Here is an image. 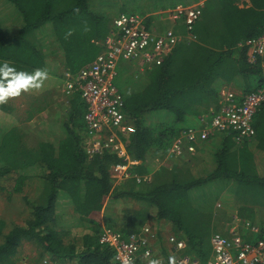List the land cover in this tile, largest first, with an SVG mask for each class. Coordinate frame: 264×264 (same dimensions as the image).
I'll return each instance as SVG.
<instances>
[{
	"label": "trees",
	"instance_id": "1",
	"mask_svg": "<svg viewBox=\"0 0 264 264\" xmlns=\"http://www.w3.org/2000/svg\"><path fill=\"white\" fill-rule=\"evenodd\" d=\"M10 1L21 13L23 24L14 33L7 27L6 30L0 20V65L7 61L18 71L47 69L45 89L42 86L25 93L44 94L41 100L31 97V106L53 103V116L61 121L62 135L59 140H41L29 146L23 140L25 133L17 126L19 118L13 116L16 108L10 98L0 104V196H7L8 210L14 209L13 197L24 192L29 176L23 171L29 166L43 168L44 182V192L37 199L24 197L30 215L24 225L15 224L5 234L7 222L0 216V264H18L16 255L22 244L34 241L43 253L33 264H40L46 254L56 264H65L67 260H76L78 264H114V248L100 242L104 227L129 238L140 233L152 217L172 225L166 240L156 227L149 225L155 232L152 240L156 256H162L166 264L170 254H189L205 262L213 254L211 236L221 230L214 227L211 214L193 205L190 191L221 179L242 181L253 189L257 198L244 201L230 221L236 220V228L247 241L262 235L264 209L256 207L264 206V104L254 117L251 135L242 136L233 128L215 130L208 138L190 140L183 135L190 128L204 126L203 114L210 112L211 103L219 102L221 87L230 83L234 75L250 80L245 83V93L264 88L261 58L251 62L247 46L241 45L263 34L264 0H205L196 23V39L181 40L160 65L146 69L142 89L125 95L123 111L136 129L126 140V151L138 163L129 168L134 177L121 190L115 187L111 168L126 163L125 155L89 152L88 102L82 91L67 93L63 86L64 97L57 99L54 89L63 84L65 71L77 73L98 56L119 14L145 15L155 12L152 10L174 9L179 4L191 5L197 0ZM153 15L145 19L147 27L153 23ZM152 111L170 117L165 111L171 112L174 119L153 127L146 123ZM35 114L30 112L27 119ZM177 140L183 147L177 158L182 159L174 162L172 168L164 167L151 180L138 181L137 176L149 172L151 153L155 158L164 156ZM112 194L116 199L125 198L131 206H125L126 203L118 218L103 222L104 202ZM63 198L73 206L80 226L89 229L70 242L66 238L71 239V230L59 226L55 214L56 202ZM172 235L176 240H184L186 248L176 250L170 241ZM144 261L147 260L137 259L139 264Z\"/></svg>",
	"mask_w": 264,
	"mask_h": 264
},
{
	"label": "built area",
	"instance_id": "2",
	"mask_svg": "<svg viewBox=\"0 0 264 264\" xmlns=\"http://www.w3.org/2000/svg\"><path fill=\"white\" fill-rule=\"evenodd\" d=\"M203 7V3L179 4L174 9L162 10L155 15H160L162 21L171 20L173 23L182 19L188 29L193 30L203 13ZM146 18L149 19L148 13L119 14L113 21L110 33L103 40V50L98 56L77 73L64 72L65 91L73 93L80 89L88 102V146L91 153L116 152L121 156L125 155L126 160L130 159L124 137H129L136 129L123 111L125 95L115 83L119 65L122 61L136 60L149 63L150 66L161 64L180 40L171 26L163 29H157L154 25L147 27ZM243 45L247 46L251 61L255 62L259 57L264 58V32L257 38L246 40ZM144 68L143 66L142 69ZM223 92L218 109L203 114L204 126L190 128L183 136L190 140L198 137L208 138L215 130L228 128L241 132L242 136L254 133L253 120L264 104V88L243 95L226 90ZM189 148L194 149L192 145ZM182 150L181 141L177 140L169 155L178 156ZM127 164L119 163L113 167L116 175L123 181L134 177L129 169L127 171ZM113 177L116 178L114 175ZM137 179L141 181L142 176H137ZM236 227H232L229 230L230 235L227 236L221 233L214 234L213 254L205 262L189 254H182L175 257V264H264V227L262 235L252 242L245 240ZM255 230L258 232L259 228L256 227ZM153 238L155 232L150 226H144L140 233L132 234L129 238L123 237L120 232L110 227H104L100 234V242L109 244L115 250L114 264H124V261L129 259L133 264H139L138 258L147 260L142 264H149L153 257L164 264L162 262L164 258L155 254ZM170 241L174 243L176 250L187 246L184 240H176L174 235L170 236ZM40 264L56 263L45 258Z\"/></svg>",
	"mask_w": 264,
	"mask_h": 264
},
{
	"label": "rangeland",
	"instance_id": "3",
	"mask_svg": "<svg viewBox=\"0 0 264 264\" xmlns=\"http://www.w3.org/2000/svg\"><path fill=\"white\" fill-rule=\"evenodd\" d=\"M118 1V0H116ZM161 0H158L160 2ZM203 0L194 1L192 4L196 3H205L199 2ZM191 4V5H192ZM243 5V3H241ZM185 5V4H183ZM190 5V4H189ZM164 10V9H163ZM166 10V9H165ZM157 11V10H152ZM206 17H208L206 15ZM0 20L2 21L4 28H7L14 33L17 29H19L23 24V18L15 4H13L10 0H0ZM154 25L157 29H163L166 26H171L172 23H169L168 20H161V16L154 17ZM197 23V22H196ZM196 23L194 25L193 30H189L187 25L185 24L184 20H179V23L175 26L176 31L181 40H189V38H195V29ZM175 25V24H174ZM7 27V28H6ZM257 38V37H256ZM192 39V40H194ZM253 39V38H252ZM249 55V54H248ZM134 64L124 66H119L118 75L116 77L115 83L120 89L122 93L125 95L130 92H136L144 87V80L146 79V71L145 68H150L149 63H142L139 60L133 61ZM145 67L142 69V67ZM56 73H61L57 72ZM246 77L236 74L233 76V80L230 83L224 84L219 92L220 99L222 98V94H224V90H228L231 92H235V88L241 83H248L250 80H245ZM45 83L46 80H45ZM253 83V81L251 82ZM238 84V85H234ZM46 85L43 84L42 89H45ZM226 87V88H225ZM225 88V89H224ZM57 92V99H61L64 97V90L63 84H60L58 87L54 89ZM36 92H21V95L18 97H10L11 103L15 106L16 112L13 114L14 118H19L17 122L19 123L17 126L22 128V131L25 133V138L23 136V140H25L29 146H35L41 140H59L61 138L62 133V125L61 121L58 118H54L53 116V106L52 102H41L36 103L34 105H30L29 100L32 98H39L40 100L43 97V93L39 92L38 95ZM55 98V97H53ZM39 100V101H40ZM220 101V100H219ZM219 103V102H218ZM217 103V104H218ZM46 104V108L44 107ZM215 103H211L208 107L210 108L211 112H213ZM219 105V104H218ZM40 107H44V110H39ZM30 112H35L36 114L31 118L27 119ZM165 113H169L171 117L174 119V115L171 112L165 111ZM149 116H147V124L149 123L151 126L155 127V124H159L160 122L164 121L167 123L170 121V116L168 114H162L161 111H152L149 112ZM12 116V117H13ZM171 118V120H172ZM150 119V120H149ZM108 134V132H107ZM105 134V135H107ZM130 137V136H129ZM128 137H124L125 143ZM151 158H148V167L149 172L148 174H143V179L149 178L150 180L155 177V175L161 171L165 170L166 167L172 168L173 162L182 158H177L178 156H170L169 152H167L164 156H158L155 158V154L151 153ZM130 159H127L128 167L134 165V163H138L137 160H133L129 155ZM124 163V164H126ZM115 166V165H114ZM112 166V174L116 177L115 179V187L116 189L120 187V182L123 181L119 175L113 170ZM165 167V168H164ZM42 167L39 166H29L23 172L28 175V179L26 180L24 192L18 197H13L12 202L14 203V209L11 211L8 210L9 203H7V196H0V216H2L6 222L7 226L4 230L6 234L15 224L24 225L26 220L29 218V210L28 206L26 205V201L24 199L25 196L30 197L31 199H37L39 195L44 192V182L42 181ZM130 179L126 180L127 182ZM8 184H10L8 182ZM119 184V185H118ZM251 188L247 185L243 184L242 181L238 180H212L202 185L194 187L190 193V197L193 201V205L200 207L204 211H207L211 214L214 227L220 229L221 233H227L229 229L236 226V220H231L232 215L237 212L238 208L241 210L244 201H250V198H257V196L252 193ZM114 200V199H113ZM113 200L107 204L105 207V215L107 216L106 219L111 220L112 218H116V215L113 208ZM69 200H65V198L60 199L56 202L55 206V214L58 218V225L61 227L66 228L67 230H71V239L68 240L66 238V242L72 241L73 238H81L83 234L89 232V229L86 228L85 225L80 226V220L78 215L74 213L73 206L68 203ZM115 202V200H114ZM127 202L123 199L121 201L120 209L123 207ZM131 206V204L127 203L125 206ZM116 206V203H115ZM256 208L264 209V206H257ZM154 212V211H153ZM3 213V214H2ZM223 231V232H222ZM3 240V238H2ZM212 241V236L210 242ZM156 247H159V244H156ZM42 247L37 242H24L22 247L19 249L16 258L18 260V264H33L38 261L39 258L42 257ZM46 258L50 259V255L46 254ZM45 256V255H44ZM170 257H174L170 254ZM169 257V259H170ZM45 258V257H44ZM163 262V261H162ZM38 264V263H37ZM65 264H78L76 260H67Z\"/></svg>",
	"mask_w": 264,
	"mask_h": 264
},
{
	"label": "clouds",
	"instance_id": "4",
	"mask_svg": "<svg viewBox=\"0 0 264 264\" xmlns=\"http://www.w3.org/2000/svg\"><path fill=\"white\" fill-rule=\"evenodd\" d=\"M199 2H204V0L199 1ZM159 11H162V10H158V12ZM153 16H155V15H153ZM177 34H178V32H177ZM189 39L192 40L194 38H192V39L189 38ZM180 41H181V39L179 40V42ZM243 44H241V45H243ZM247 54H248V51H247ZM259 58H261V57H259ZM248 59H249V57H248ZM261 60H262V65H263L264 58H261ZM251 62H253V61H251ZM255 62H257V61H255ZM158 65H160V64H158ZM263 67H264V65H263ZM145 71H146V68H145ZM47 78H48L47 69L36 68L31 72L26 71V70H19L18 71L15 66H11L9 64V62L5 61L2 65H0V104L7 103L8 99L10 97L20 96L22 91L27 92V91L33 90V89H40L43 86V83ZM226 91H228V90H226ZM236 94H238V93H236ZM129 122L132 123V121L130 119H129ZM111 172H112V169H111ZM221 234L226 235V233H221ZM124 264H133V261H131L130 259L125 260ZM149 264H161V261L158 259H152L149 261ZM169 264H175V258L174 257H170Z\"/></svg>",
	"mask_w": 264,
	"mask_h": 264
},
{
	"label": "crops",
	"instance_id": "5",
	"mask_svg": "<svg viewBox=\"0 0 264 264\" xmlns=\"http://www.w3.org/2000/svg\"><path fill=\"white\" fill-rule=\"evenodd\" d=\"M204 2H205V0H204ZM158 12V10L157 11H155V12H147L148 14H149V16H151V15H153V14H156ZM155 16H157V15H155ZM169 21V23H172L171 24V27L173 28V27H175L178 23H179V21L177 22V24L176 23H173L171 20H168ZM175 24V25H174ZM135 62H127V61H122L121 63H120V65L119 66H124V67H126L127 65H131V64H134ZM118 70H119V68H118ZM59 74V73H58ZM234 85H238V84H234ZM245 84L244 83H241L240 85H238L237 86V88H235V92L236 93H238L239 95H243V93H244V91H245ZM226 88V87H225ZM224 88V89H225ZM39 92H42V91H39ZM30 93V92H29ZM216 107H218V105L217 106H215V108ZM174 162H178V160H176V161H174ZM173 162V163H174ZM127 181L125 180V181H121L120 182V185L119 186H124V184L126 183ZM111 199L113 200H115V202H114V200H113V208H114V212H113V216H114V213H115V215H116V212H117V215H116V217L118 218V213H121L122 212V210L125 208H123V207H121V209H120V204H121V201L122 200H120V199H116L115 198V196H114V194H112V195H109V196H107V198L105 199V202H104V209L102 210V221L104 222L105 221V219H106V215H105V213H104V211H105V207L107 206V204L111 201ZM125 199V198H124ZM126 201V200H125ZM115 203H116V206H115ZM155 213V212H154ZM153 216H154V214H153ZM148 225H146V226H149V225H152L154 228L156 227L158 230H159V232L160 233H162L163 235H164V239L166 240V235H167V233H169V229H171L172 230V225L168 222V221H165V220H156V219H154L153 217L149 220V222L147 223ZM171 251V250H170ZM163 262H164V264H166L165 263V259H163Z\"/></svg>",
	"mask_w": 264,
	"mask_h": 264
}]
</instances>
